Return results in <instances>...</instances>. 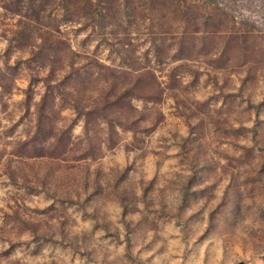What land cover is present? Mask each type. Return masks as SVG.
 I'll list each match as a JSON object with an SVG mask.
<instances>
[{
    "label": "rangeland",
    "instance_id": "rangeland-1",
    "mask_svg": "<svg viewBox=\"0 0 264 264\" xmlns=\"http://www.w3.org/2000/svg\"><path fill=\"white\" fill-rule=\"evenodd\" d=\"M214 1L0 0V264H264V0Z\"/></svg>",
    "mask_w": 264,
    "mask_h": 264
},
{
    "label": "trees",
    "instance_id": "trees-1",
    "mask_svg": "<svg viewBox=\"0 0 264 264\" xmlns=\"http://www.w3.org/2000/svg\"><path fill=\"white\" fill-rule=\"evenodd\" d=\"M4 1V0H3ZM18 1H23V0H18ZM29 1H35V0H29ZM36 1H38V2H40V3H42V2H44V0H36ZM212 2L211 3H213L214 5H213V8L211 9L212 11H213V13H215L216 14V18H218L221 22L216 26V28L214 29V33L216 32V31H220L219 29L220 28H222L221 26H220V24L223 22V21H225L226 20V17L227 16H231L230 15V12H229V10L226 8V7H224L222 4H219L218 2H216V1H214V0H211ZM27 8V7H26ZM19 11V14L21 13L20 12V10H18ZM210 21V17H207V16H205V19L203 20V25L204 26H208L209 25V22ZM246 21V20H245ZM242 23V22H241ZM244 24H247L246 22H244ZM203 26V27H204ZM196 29H198V28H196ZM225 31V33H227V32H229V31H227L226 32V30H224ZM249 30H247V32H248ZM195 32H198V30H196ZM194 32V33H195ZM205 32H207L208 34H210L211 32L209 31V30H202V32H200V33H205ZM246 32V31H245ZM204 38V37H203ZM227 43H228V40H227Z\"/></svg>",
    "mask_w": 264,
    "mask_h": 264
}]
</instances>
